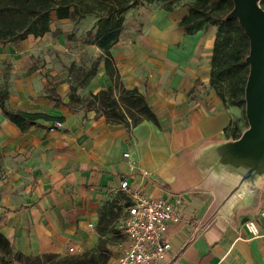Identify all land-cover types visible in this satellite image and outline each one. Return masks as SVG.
<instances>
[{"label":"crops","instance_id":"0c3cea01","mask_svg":"<svg viewBox=\"0 0 264 264\" xmlns=\"http://www.w3.org/2000/svg\"><path fill=\"white\" fill-rule=\"evenodd\" d=\"M185 12L186 9L179 13L157 11L146 37L135 44H120L115 48L123 54L119 58L118 71L128 86L139 85L140 74L150 65L148 61L138 63L140 50L158 53L162 67L160 82L164 84L157 85V91L163 93L160 95L162 103L167 102L173 111L159 113L162 115L158 120L160 127L143 120L127 130L122 124H110L101 118L88 121L81 138L70 140L69 144H66V136H56L45 130L43 137L38 139L41 148L32 154L25 152L29 155L22 161L23 171L33 172L39 167L34 171L38 184L31 186L27 182L24 200L22 196L6 194L0 186V230L17 250L32 255L59 251L71 236L82 245L87 241V245L92 246L98 233L86 223L97 221V207L107 191L123 196L118 186L120 180L127 177L131 184L141 187L148 195L170 197L177 194L182 198V206L167 226L171 248L162 262L151 264H264V222L258 216L264 207V172L242 180L238 170L220 162L217 152L220 144L237 139L244 131L234 135V124L241 125L238 120L241 110L231 105L206 113L198 107L177 108L175 104L172 86L181 91L191 86L195 79L208 80L210 76L207 63L201 64L196 58L203 32L185 34L177 25ZM213 31L215 27L211 26L208 35ZM206 54L208 52L204 56ZM179 67H183L181 73L176 70ZM35 77L33 73L17 80L13 89L17 90V105L9 106L10 109H43L55 116L73 110L62 104L55 105L47 96L37 100L34 108L25 106V101L32 102L30 95L38 90L32 86V81L35 79L38 85L42 84ZM108 84L109 79L101 68L99 74L91 78L87 90L98 91ZM66 87L64 83L55 86L63 103L67 101L58 90ZM26 94H29L27 99ZM213 103L217 105L215 100ZM68 113L67 121H74L76 114ZM40 127L31 126L20 131L0 113V138L9 140L12 145L31 142L35 146ZM51 146L56 148L52 150ZM125 152L127 156L123 155ZM36 154L41 155L40 159L30 158ZM61 170L70 172L68 180L79 196L92 195L79 200L75 211H70L73 208L69 206L68 195L55 191L39 194L40 189L50 188L51 183H55ZM142 170L147 172V177L140 175ZM86 182L94 185L90 189H96L94 194L81 189L80 184ZM59 184L65 189L69 186L67 180H60ZM77 216L81 228L74 233ZM248 218L257 220L261 229L259 235L252 236L243 227V221Z\"/></svg>","mask_w":264,"mask_h":264},{"label":"rangeland","instance_id":"374dc122","mask_svg":"<svg viewBox=\"0 0 264 264\" xmlns=\"http://www.w3.org/2000/svg\"><path fill=\"white\" fill-rule=\"evenodd\" d=\"M188 1L189 0H180V3ZM158 6L159 3L153 1L150 4L139 5L133 9H130L124 14L123 29L119 36L118 42L114 44L110 49V53L114 59V62L116 63L117 68L120 62L119 58L122 57L123 54L120 53L119 49V52H117V49L115 48L120 44H135L146 37L152 27L153 18L157 11H165ZM261 6L264 8V5ZM181 9H186L187 12L186 5H181L175 8L173 11L179 13ZM95 20L96 17L93 15L80 19L77 22H73L70 19H53L50 25V31L43 36L33 37L32 35H29L22 41H15L10 44L4 45L0 44V85L6 86L8 88L7 106L9 107L12 105H17V90L13 91V89L16 85L17 80L24 78L27 74L32 75L33 73H35V78H37L42 83L41 87L37 84L35 79L32 81V86L36 87L38 90H34V93L30 95V100H33L32 102H29L28 100L25 101V106L30 105L32 106V108H34L35 102H37V100L39 101L41 98L46 97L49 93H51L52 88L55 90V86H57L59 83H64L67 85L65 90L60 89L58 90V93L60 96L64 95L63 98L61 97L63 100L68 101V95L70 93L69 85L75 79V77L81 74L80 68H89V66L93 62H97V71L92 77L99 74L101 68L104 69V67H102L103 57L100 53V50L91 43V37L87 35V32L93 27ZM211 26L213 27L214 25ZM211 26H208L206 30H200L203 32V36L201 35L203 41L201 44L198 43V54H196V58L199 59L198 62L201 64L207 63L210 71L212 67L211 54L213 40L216 31V27L214 26L215 31L208 35L209 30H211ZM18 44L22 45L19 46ZM206 52H208V54L204 56ZM158 56L159 55L158 53L156 55V52H147L146 49L140 50L137 60L138 63L148 61L150 62V65H148V67L146 65L145 72L142 71V73L140 74L139 85L128 86L127 82L122 78L121 74H119L120 80L125 87L136 88L139 92L144 94L146 101L151 106L157 119L159 120V117L162 116L160 114H169L173 113V111H171L170 106L167 104V102L162 103V98L160 97V95H163V93H159V91H157V85L164 84V82H160L162 81L160 72V68L162 67L161 65H159ZM199 63L198 65L200 66ZM182 69L183 67H179L176 70L181 73ZM104 73L106 74L105 70ZM151 75L152 77H150ZM42 78L45 81H43ZM91 78L84 80V82L81 83V86L77 87V92L79 94L87 95L89 92L96 93L99 90L111 85V80L108 77L109 84L107 86H103L98 91L87 90V86ZM153 78L154 81H152ZM165 84H169L168 81H165ZM172 90L175 93L174 99L177 108L186 106L187 109H194L198 107L204 110L206 113H211L221 106L227 107L231 104L227 92H224V98L223 100H221L216 95L215 91L209 87V78L208 80L197 78L192 82L191 86L185 87L181 89V91L178 88L172 86ZM28 96L29 94H26V99ZM181 96L183 98H181ZM213 100L217 102V105L213 103ZM154 104H156V107ZM239 109L241 110V114L238 120H240L241 125L235 126L234 135H237L241 132V130H245L247 128V120L245 118V113L242 112L241 105L239 106ZM31 111H41L55 116L48 110H35L34 108ZM68 112L73 113V115L76 114V116H73L75 117L74 121H71V119L67 121V116H70ZM56 116L64 117L60 122H47L43 120L39 121V123L42 124L45 128H43L42 126L39 128L41 133L39 136H37V138H35V146H32L31 142L30 144L26 142V144L23 143L12 145L9 140L4 141L0 138V186L2 185L1 189L3 191H6V194L18 198L19 196H22L24 200L25 197L23 196L24 193L27 192L28 183H30L31 186L38 184V180L36 177L37 173H35L34 171H37L39 167L36 166V168L33 169V172L23 171L22 169L24 167H22V161L25 156H28L29 154H32L33 151H38V149L41 148L39 145V140L43 137V132L45 130L49 134L52 133L56 136H66V144H69L70 140H78L79 138H81V135L83 131H85V127L88 121H96L101 118L105 120L103 116L96 115L94 111L84 112L79 108L69 110L67 111V113L65 112L61 115ZM84 136L86 135L84 134ZM55 148L56 147L51 146L52 150ZM57 148L59 150V147ZM28 151H31V153H25ZM40 156L41 155L36 154V156H32L30 158L35 160L40 159ZM26 159L28 158L26 157ZM33 167H35V165ZM69 177L70 172L67 173L66 170H61L58 178H60L61 181L67 180L69 186H67L66 189L60 187V180L57 178L55 183H51L52 185L50 186V188H46L44 190L40 189L39 194L42 192H45L44 194H48L55 191L59 194L63 193L64 195H68L70 199L69 206L73 208L70 211H75L76 205L80 204L77 203L79 202V200L83 201L84 199H87L92 195L86 194L84 196H79V193L73 190L74 187L70 185V182L68 180ZM19 186H21L22 188ZM91 186L94 185L88 182H86V184H80L81 189H84L85 193L92 191V194H94L96 189L94 188L93 190H90ZM64 192H67V194H65ZM71 194H74V197H72ZM105 195V199H102L101 204H99L97 207V221L94 224L89 223V221L87 222L88 225L86 223L87 227L89 226V228L92 229L95 228L96 232L98 233V238L93 243V245L90 246L89 243L87 245V241L84 242V245H82L81 243L77 242L73 236H71L69 237L70 239L67 238V240L63 242V245L61 246L59 251L43 252L51 254L50 260L53 264H79L77 260L87 256H92L93 264L116 263V258L120 254V252L118 253V250L121 251L126 246V235L124 234L121 225L123 215L121 204L123 201L122 197L117 193L113 194L111 191H107ZM112 200H114L115 202L112 212L110 213L105 211L106 214L104 219L100 223H98L99 217L101 216V214H103L102 206L104 204L110 203ZM1 220L2 218H0V222ZM11 223L15 224V221H11ZM28 226L29 225H27V228H29ZM80 228L79 216H77L75 221L74 233H77ZM11 264L20 263L12 262Z\"/></svg>","mask_w":264,"mask_h":264},{"label":"trees","instance_id":"16d2710c","mask_svg":"<svg viewBox=\"0 0 264 264\" xmlns=\"http://www.w3.org/2000/svg\"><path fill=\"white\" fill-rule=\"evenodd\" d=\"M153 1L158 2V7L165 11H173L181 5L187 6V12L177 23L185 34H194L211 25L216 27L209 87L221 100L224 98V92H227L231 103L229 106L241 105L244 113V88L248 74L245 57L248 52V39L237 19L226 17L232 9V0H189L182 3L180 0H0V44L21 41L29 35L43 36L50 31L53 19H70L77 22L87 16H95V23L87 35L91 37V43L100 50L103 67L111 80V85L96 93L89 92L87 95L77 92V87L96 73L97 62H93L89 68H80L81 74L70 83L66 103L60 100L54 89L47 97L55 105L62 104L69 109L79 108L84 112L94 111L96 115L103 116L107 123L122 124L127 130L143 120H150L160 127L144 94L136 88H127L122 84L118 68L110 53L123 29L124 14L130 9ZM260 4L264 5V0H261ZM7 95L8 88L0 85V113L20 131H25L31 126L45 128L39 123L40 120L47 122L63 120L62 116H52L41 111L10 109L7 106ZM121 197L124 199L121 204L124 215L130 199L126 194ZM114 203L113 200L102 206L103 214L99 217L98 223L104 219L105 211L112 212ZM50 257V253L32 255L17 250L0 231V264L12 262L53 264ZM77 262L93 264V258L87 256L78 259Z\"/></svg>","mask_w":264,"mask_h":264},{"label":"water","instance_id":"95a60500","mask_svg":"<svg viewBox=\"0 0 264 264\" xmlns=\"http://www.w3.org/2000/svg\"><path fill=\"white\" fill-rule=\"evenodd\" d=\"M260 1L232 0V9L226 16L237 19L248 39L244 88L248 127L237 139L220 144L217 152L221 163L229 164L232 160L240 165L242 180L264 172V8Z\"/></svg>","mask_w":264,"mask_h":264},{"label":"built area","instance_id":"2783aa9c","mask_svg":"<svg viewBox=\"0 0 264 264\" xmlns=\"http://www.w3.org/2000/svg\"><path fill=\"white\" fill-rule=\"evenodd\" d=\"M140 175L146 177L147 172L142 170ZM118 188L129 197L130 204L125 208L121 224L127 242L115 264L162 262L171 248L167 226L182 206V198L177 194L170 197L148 195L141 187L131 184L127 177L120 180ZM258 216L264 222V207ZM243 227L252 236L261 233L257 220L245 219Z\"/></svg>","mask_w":264,"mask_h":264},{"label":"bare ground","instance_id":"6f19581e","mask_svg":"<svg viewBox=\"0 0 264 264\" xmlns=\"http://www.w3.org/2000/svg\"><path fill=\"white\" fill-rule=\"evenodd\" d=\"M226 165H227V167L232 168V169H235L236 171L239 170L238 168L240 166V165L237 166V163L235 164L234 162H232V160H231V162H229V164H226Z\"/></svg>","mask_w":264,"mask_h":264}]
</instances>
